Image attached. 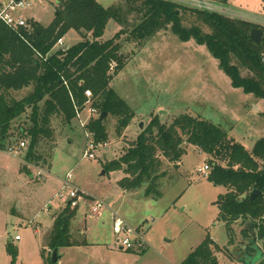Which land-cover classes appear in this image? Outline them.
Listing matches in <instances>:
<instances>
[{
	"label": "rangeland",
	"instance_id": "rangeland-1",
	"mask_svg": "<svg viewBox=\"0 0 264 264\" xmlns=\"http://www.w3.org/2000/svg\"><path fill=\"white\" fill-rule=\"evenodd\" d=\"M96 1L108 8L120 0ZM57 2L39 0L33 8L25 10L23 16L46 26L54 18ZM220 3L235 12L264 17V0ZM115 27L113 21L108 22L105 40L113 37ZM79 41V37L69 34L65 45L70 47ZM120 43L129 61L110 85L134 115L120 136L115 132L116 119L105 117L107 145L94 151V159L82 156L87 139L74 119L69 125L54 122V142L43 144L39 153L41 161L28 165L26 170L23 164L27 142L21 150L10 139L1 142L0 264L12 262L8 245L17 249L13 264H47L53 251L46 246L48 235L54 219L67 205L58 198L70 188L63 185L67 176L71 185L85 193L76 208L74 223L78 225L72 226L70 232L73 237L76 235L75 239L85 238L88 243L113 248L106 259L110 262L133 264L132 260L136 259V264H166L163 260L181 264L191 248L201 244L207 235L219 249L227 245L226 228L218 221V208L214 204L226 188L214 186L208 176L198 173L205 164L210 166L209 154L186 144L178 168L163 160L159 172L166 176L160 178L155 187L161 197H156L155 193L145 196L146 185L124 193L118 182L125 174L105 172L104 165L124 154L140 132L139 126L144 128L153 115L166 124L186 114L205 119L249 152L257 140L264 138V101L255 99L240 87L235 88L208 48L192 39L181 42L166 30L139 44L124 38H120ZM49 152L52 159L48 166L47 160L43 161ZM99 199L114 205L117 212L106 209L99 217H91L89 208ZM111 212L118 213L130 226L140 227L149 250L147 255L140 259L137 255L133 259L125 254L118 256ZM245 225L242 221L234 224L233 245L217 254L220 264H241L242 258L260 264L262 258L258 250L246 257L249 239L254 240L255 233L242 234L247 228ZM36 229L40 231L38 235L33 232ZM82 229L85 236L79 235ZM15 236L20 240H15ZM255 242V248L263 249L262 241ZM75 252L72 247L59 248V255L63 256L59 263L97 264V254L92 248L83 249V256Z\"/></svg>",
	"mask_w": 264,
	"mask_h": 264
},
{
	"label": "trees",
	"instance_id": "trees-1",
	"mask_svg": "<svg viewBox=\"0 0 264 264\" xmlns=\"http://www.w3.org/2000/svg\"><path fill=\"white\" fill-rule=\"evenodd\" d=\"M53 16L46 26L30 21L29 30L21 35L24 39L0 24V147L6 139L17 145L27 142L25 170L41 161L43 144L54 142V122H72L74 108L84 104L87 90L93 107L99 111L97 119L87 126L94 132L96 143L106 142V116L116 119L117 136L130 125L134 112L110 85L129 61L122 52L120 38L139 44L169 30L181 42L192 39L208 48L235 88L264 101V36L254 45L250 33L257 26L249 22L168 0H120L108 8L96 0H58ZM110 21L119 30L104 40ZM69 32L79 36L80 41L65 49H53ZM102 113L105 115L100 119ZM186 144L210 155L208 180L226 188L214 204L218 221L225 225L228 243L219 249L207 235L181 264H219L217 254L233 245V226L241 221L247 227L242 234L255 233L254 240L249 239L246 257L255 250L262 252L255 248V241H262L264 250V138L248 152L205 119L186 114L166 124L153 115L124 154L104 165V171L125 174L118 182L123 192H134L146 185L145 196L155 193L161 197L155 187L166 173H160L159 168L163 160L178 168ZM44 157L47 159L43 162L47 160L49 166L50 152ZM253 191L261 194L251 199ZM66 204L47 238L46 246L51 251L76 246L69 234L76 207L70 211ZM7 251L13 264L17 249L8 245ZM46 263L54 264L50 258Z\"/></svg>",
	"mask_w": 264,
	"mask_h": 264
},
{
	"label": "built area",
	"instance_id": "built-area-1",
	"mask_svg": "<svg viewBox=\"0 0 264 264\" xmlns=\"http://www.w3.org/2000/svg\"><path fill=\"white\" fill-rule=\"evenodd\" d=\"M39 0H0V24L6 29L8 28L15 34H18L22 39L21 35L29 30L30 21H35L32 19L25 18L23 12L34 7L36 2ZM165 1V0H164ZM180 5H185L189 8L205 11L210 13H216L224 15L231 19H239L256 25L258 29L262 31V37L264 36V17L258 16H248L240 12L232 11L231 9L225 8L220 2L214 0H168ZM36 22V21H35ZM25 41V40H24ZM64 42L63 37L58 40L53 49H65L63 48ZM264 63V54L261 59ZM85 101L84 104L79 107H75L74 120L77 121L79 127L82 128L85 139H87L85 148L83 150L82 156L88 159H94V151L98 148L105 147L107 142H95L94 132H91L87 126L92 121L97 119L99 116L98 109L93 107L92 95L90 91L84 92ZM26 147V143H20L19 149ZM211 167L205 164L202 168L198 169V173L207 177ZM70 177L67 176L63 185L70 186L67 193L63 195H58L60 201L68 203L69 207L72 209L78 206V202L82 199L81 196L85 195L78 188L70 184ZM90 216L95 218L99 217L106 209L107 206L105 202L101 199L94 200L90 206ZM111 226L112 232L115 238L114 244L117 250L131 253H142L147 250V243L144 241V236L140 227L130 226L118 213L111 212ZM19 237L15 236V240ZM262 256L260 264H264V250L261 249Z\"/></svg>",
	"mask_w": 264,
	"mask_h": 264
},
{
	"label": "crops",
	"instance_id": "crops-1",
	"mask_svg": "<svg viewBox=\"0 0 264 264\" xmlns=\"http://www.w3.org/2000/svg\"><path fill=\"white\" fill-rule=\"evenodd\" d=\"M114 22V21H113ZM40 23V22H39ZM115 23V22H114ZM116 24V23H115ZM45 26V25H44ZM106 29V28H105ZM119 30V26L116 24V27L115 28H113V32H114V34L113 35H115L116 33H117V31ZM105 32V31H104ZM69 34H74V33H72V32H69L65 37H63V42H64V45H63V48H67L68 46H66L65 45V40H66V38H67V36L69 35ZM75 36H77L76 34H74ZM77 37H79V36H77ZM80 38V37H79ZM103 39L105 40V37L103 36ZM125 69V68H124ZM123 69V70H124ZM127 129V128H126ZM125 129V130H126ZM139 129H140V131H141V125L139 126ZM123 134V133H122ZM121 134V135H122ZM137 135V134H136ZM178 167H179V163H178ZM125 193V192H124ZM102 200V199H101ZM104 201V200H103ZM105 202V201H104ZM105 204H106V206H107V209H110V210H112V211H115L116 209L114 208V205H111L109 202L108 203H106L105 202ZM78 207V206H77ZM76 207V208H77ZM116 212H117V210H116ZM76 213H77V210H76ZM75 217H76V214L74 215V217L70 220V223H69V227H70V230H71V228H73L72 226H74V225H78V224H75L74 222H75ZM237 223H239V222H237ZM80 226V225H79ZM246 226V225H245ZM139 227V226H138ZM34 232V234L35 235H38L39 234V229H36V230H34L33 231ZM69 234H70V236H71V240L72 241H74L75 243H76V246H71L73 249H75V253L77 254V256H83V249H85V248H92L93 250H95V252H96V254H97V261H96V263L97 264H117V263H113V262H110V261H108V260H106L108 257H110L111 256V254L113 253V248H111V247H108L107 245H102V244H94V243H88L86 240H85V238H83V239H75V237H76V235H75V237H73L72 236V234H71V232L69 231ZM79 235H81V236H85V230L84 229H82L81 231H80V233H79ZM77 238V237H76ZM18 240H20V239H18ZM215 243V242H214ZM228 243V242H227ZM216 244V243H215ZM227 246V245H226ZM192 249H194V248H191V250ZM149 250H148V248H147V250H145L144 252H142V253H134V254H132L131 253V255H130V253L129 252H126V253H123V251H117L118 253V256H123L124 254L125 255H127V256H132L131 257V259H133L134 258V256H138V258L137 259H140V258H143L145 255H147V252H148ZM58 256H59V258H58V261H57V263L58 264H60L59 262L61 261V259L63 258V256H61V255H59V249H58ZM217 259H218V256H217ZM184 260V259H183ZM247 260V259H246ZM129 261H131L130 259H129ZM133 261V264H136V259H133L132 260ZM163 261H165L166 262V264H171L170 262H168V261H166V260H163ZM218 262H219V259H218ZM241 264L243 263L244 264V261H242V262H240ZM220 264V263H219Z\"/></svg>",
	"mask_w": 264,
	"mask_h": 264
},
{
	"label": "water",
	"instance_id": "water-1",
	"mask_svg": "<svg viewBox=\"0 0 264 264\" xmlns=\"http://www.w3.org/2000/svg\"><path fill=\"white\" fill-rule=\"evenodd\" d=\"M214 1H217V2H218V1H220V2H227L228 0H214ZM261 38H262V31H261L260 29H258V28H254V30H252L251 33H250V40H251V42H252L254 45H255V44L258 45V44L260 43V41H261ZM0 56H1V53H0ZM104 115H105V114L102 113V114L100 115V119H102V117H103ZM141 127H142V125H141ZM260 194H261L260 191H253V192L251 193L250 198H251V199H254V198L258 197V195H260ZM260 254H261V256H262V252H260ZM50 260H51V263H54V264L57 263V261H58V249H54V250L52 251ZM244 263H245V264H252L253 262H251V261H244Z\"/></svg>",
	"mask_w": 264,
	"mask_h": 264
}]
</instances>
